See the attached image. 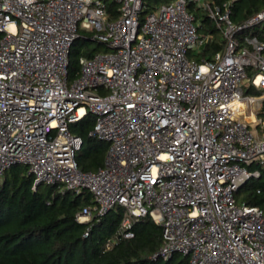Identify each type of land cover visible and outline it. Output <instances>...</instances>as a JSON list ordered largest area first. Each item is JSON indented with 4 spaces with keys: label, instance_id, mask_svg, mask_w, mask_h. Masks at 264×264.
<instances>
[{
    "label": "built area",
    "instance_id": "2783aa9c",
    "mask_svg": "<svg viewBox=\"0 0 264 264\" xmlns=\"http://www.w3.org/2000/svg\"><path fill=\"white\" fill-rule=\"evenodd\" d=\"M149 1L0 0V180L23 165L34 189L87 190L93 205L78 221L123 207L125 239L139 219L152 218L163 230L154 259L264 264V208L236 198L264 170V118L256 114L264 104V41L240 35L264 31V9L236 25L231 2L222 11L208 0ZM107 2L117 4L115 15ZM191 3L225 41L211 61L189 57L212 41L200 34ZM80 39L101 48L79 59L71 80L69 57ZM247 85L260 95L246 94ZM89 112L90 136L109 149L100 169L82 172L83 141L70 127Z\"/></svg>",
    "mask_w": 264,
    "mask_h": 264
},
{
    "label": "trees",
    "instance_id": "16d2710c",
    "mask_svg": "<svg viewBox=\"0 0 264 264\" xmlns=\"http://www.w3.org/2000/svg\"><path fill=\"white\" fill-rule=\"evenodd\" d=\"M208 1L222 11L223 5L231 2L230 16L236 25H243L264 9L261 0ZM107 7L111 15L117 13L115 2H107ZM188 9L200 21V34L212 36V41L191 57L195 56L198 62L211 61L224 49L225 41L202 8L191 3ZM240 35L257 36L264 41V31L259 28L246 29ZM2 38L0 32V42ZM93 45L91 40L80 39L72 47L69 57L71 80L79 76V59L84 55L92 57L100 50L101 45ZM249 74L253 75V71L249 70ZM245 91L253 96L261 93L252 85H247ZM260 112L264 117V104ZM94 127L95 117L90 112L70 127L71 132L83 141L76 156L82 172L100 169L109 149L108 144L90 136ZM249 182L237 192V200L263 209L264 170L260 179L248 185ZM88 205H93V198L87 190L79 195L61 192L58 184L40 185L34 189V177L27 166L10 168L0 180V264H190L189 258L181 254L168 260L153 258L162 246L163 230L152 218L139 219L134 225V237L125 239L118 234L125 217L123 207L117 206L89 223H80L77 215Z\"/></svg>",
    "mask_w": 264,
    "mask_h": 264
},
{
    "label": "rangeland",
    "instance_id": "374dc122",
    "mask_svg": "<svg viewBox=\"0 0 264 264\" xmlns=\"http://www.w3.org/2000/svg\"><path fill=\"white\" fill-rule=\"evenodd\" d=\"M168 1H171V0H168ZM165 1H162V0H150L149 1V4L152 6H158V5H161L162 3H164ZM259 29H261V28H259ZM93 46L94 47H96L97 46V42H93ZM103 49H105V47H103ZM202 49L203 48H199V49H193L191 52H190V54H189V57L190 58H194L195 56H193V57H191V55H193V54H199L201 51H202ZM256 114L258 115V117H260V118H264V117H262L261 116V112H260V110L258 111V112H256ZM251 122H252V120H250ZM255 124V123H254ZM253 124V125H254ZM264 128V127H263ZM261 133H262V131H261ZM100 142H102V144H108L107 142H105V141H101V140H99ZM255 170H257V168H255ZM256 179H253V180H251L250 182H249V184L248 185H250V184H252L254 181H255ZM261 181H263V180H261ZM44 187H45V184H44ZM239 202V204H241L242 203V200H238Z\"/></svg>",
    "mask_w": 264,
    "mask_h": 264
},
{
    "label": "crops",
    "instance_id": "0c3cea01",
    "mask_svg": "<svg viewBox=\"0 0 264 264\" xmlns=\"http://www.w3.org/2000/svg\"><path fill=\"white\" fill-rule=\"evenodd\" d=\"M257 117H258V115H257ZM258 118H260V117H258ZM248 119H249V120H254L255 117H254V116H250V117H248Z\"/></svg>",
    "mask_w": 264,
    "mask_h": 264
}]
</instances>
